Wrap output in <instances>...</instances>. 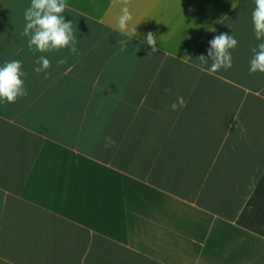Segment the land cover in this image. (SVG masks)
<instances>
[{"label":"crops","instance_id":"crops-1","mask_svg":"<svg viewBox=\"0 0 264 264\" xmlns=\"http://www.w3.org/2000/svg\"><path fill=\"white\" fill-rule=\"evenodd\" d=\"M30 3L0 0V66L21 61L28 91L0 103V264H264V226L238 224L264 175L254 0H66L78 55L28 49ZM222 33L233 67L209 74Z\"/></svg>","mask_w":264,"mask_h":264},{"label":"clouds","instance_id":"clouds-1","mask_svg":"<svg viewBox=\"0 0 264 264\" xmlns=\"http://www.w3.org/2000/svg\"><path fill=\"white\" fill-rule=\"evenodd\" d=\"M254 3L255 8L251 14L254 35L262 42L251 49L253 55L249 71L252 74L264 73V0H254ZM67 8L66 0H31L30 6L24 11L26 23L21 35L28 37V49L34 55L36 53H57L62 49L72 54H79L77 48L79 40L73 27V21H67L64 15ZM132 20L131 13L125 8L118 18V27L121 35H128L129 30H131V35L127 39L118 41L121 51H126L128 41L138 35L136 27L131 24ZM145 42L151 46L152 51L149 54L157 51V38L153 33L147 34ZM209 43L210 60L200 55L197 58L201 62L200 66L203 68L211 61L210 67H207L209 74H214L221 69L225 71L231 69L233 67L231 51L238 46L235 36L222 33L215 36ZM66 62L67 58L57 61L58 64ZM36 64L38 66L34 68V72L44 73L45 78H48L51 61L45 55H40ZM26 76L27 73L23 71L22 62L19 60L5 61L3 66H0V103H16L20 98L28 95L23 79ZM166 91L171 92V89H166ZM181 107H186V102L182 96H178L177 101L171 104V110L177 111ZM106 140L108 141L105 144L106 148L115 144L110 137Z\"/></svg>","mask_w":264,"mask_h":264},{"label":"trees","instance_id":"trees-1","mask_svg":"<svg viewBox=\"0 0 264 264\" xmlns=\"http://www.w3.org/2000/svg\"><path fill=\"white\" fill-rule=\"evenodd\" d=\"M253 197L247 203L238 224L248 230L261 232L264 226V175Z\"/></svg>","mask_w":264,"mask_h":264}]
</instances>
